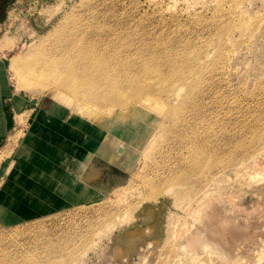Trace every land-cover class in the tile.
I'll list each match as a JSON object with an SVG mask.
<instances>
[{
  "label": "rangeland",
  "instance_id": "obj_1",
  "mask_svg": "<svg viewBox=\"0 0 264 264\" xmlns=\"http://www.w3.org/2000/svg\"><path fill=\"white\" fill-rule=\"evenodd\" d=\"M1 8L0 57L17 93L50 97L55 91L18 89L9 68L12 58L39 47L55 29H60V40L82 29L80 41L93 34L92 43H104L100 48L105 46L118 59L127 55L138 67H160L163 87H182L178 99L191 92L197 105L188 108L186 102L178 104L173 92H156L87 108L71 92L56 90L86 119L140 104L158 114V124L108 197L31 222L0 226V264H264V154L255 153L254 161L248 154L264 146L253 144V135L264 129V0H0ZM181 52L186 58H180ZM194 53L204 62L197 83L195 68L185 77L178 74L185 63L194 66L197 58L189 59ZM167 106L183 120L165 123ZM186 125L196 128L198 137L189 135ZM164 128L168 132L162 133ZM18 137L19 132L10 136L0 150V169ZM202 137L209 138L202 140L206 146L195 149ZM201 150L209 161L216 156L218 164L232 159L236 169H194L191 161ZM141 170L143 183L137 177ZM191 189L184 197L177 194ZM152 190L156 195L150 198ZM206 205L231 223L237 235L233 249L228 248L231 253L213 249L207 234L201 235L205 231L197 230L210 208ZM193 228L201 233L196 243L182 247L181 231L190 234Z\"/></svg>",
  "mask_w": 264,
  "mask_h": 264
},
{
  "label": "crops",
  "instance_id": "obj_2",
  "mask_svg": "<svg viewBox=\"0 0 264 264\" xmlns=\"http://www.w3.org/2000/svg\"><path fill=\"white\" fill-rule=\"evenodd\" d=\"M55 92L48 93L52 97L15 92L0 57V150L19 132L0 169L2 227L108 197L158 124V114L140 104L86 119Z\"/></svg>",
  "mask_w": 264,
  "mask_h": 264
},
{
  "label": "bare ground",
  "instance_id": "obj_3",
  "mask_svg": "<svg viewBox=\"0 0 264 264\" xmlns=\"http://www.w3.org/2000/svg\"><path fill=\"white\" fill-rule=\"evenodd\" d=\"M238 28L239 30L242 29L240 28V26L239 27L237 26V29ZM248 28H251V27H248ZM244 30L246 31V29ZM84 33L85 31H83L82 29H79L78 34H76L75 32L76 35H73L70 38L66 37L65 39L60 40L61 38L60 29L58 30L55 29L53 33H51L48 37H46L42 41L39 47H35L36 49L31 48L26 53H23L25 51L24 50L18 56L12 58L11 65L9 68H10V72L12 73V76H14V83L16 87L18 89L20 87H23V89L25 88L27 90L28 89L34 90V89L39 88L42 90V92L48 89L54 90V91L56 90H62L65 92L69 91L72 93V96L74 95L76 97V100L82 101L83 102L82 104L86 106L87 108H90L91 106L96 105L100 101L102 102L106 101V104L103 105V108H105L112 103L116 105L119 103L122 104L129 99H139L142 96L149 97L152 94H155L156 92L164 93L166 95L173 92V96H177L176 98L178 99L177 91L178 89L182 90V87H176L177 88L176 91H175L176 88L172 91H170L167 88H164L163 83L166 80L164 76V71L160 67H155V66L138 67L135 64V61L133 59L127 58V55L126 57H122L118 59V57L112 55V52L106 51L108 49L105 46H104V49L100 48V45H103L104 43L98 45L99 43L98 40H97L98 43H95V42L92 43L93 41L92 38L94 37L93 34H91V36L90 35L87 36L90 38L86 40V42L80 41L85 36ZM67 36L69 37V30H68ZM118 52L120 53L121 51H118ZM185 55H186L185 52H181L180 58H186ZM194 58H197L195 59L194 66L192 65L193 64L192 61H190V63H185L184 65L181 66L180 70L178 71V74L184 75L183 77H185L189 75L192 72V70L195 68L196 75H197L195 82L197 83L201 80L203 76L202 63L204 64V62L201 60V57L197 53L192 54L189 59L193 60ZM156 81H159L162 83L153 84V82H156ZM191 94H192L191 92L188 93V95L184 93L183 94L184 97H181V99L179 98L180 100L178 99L179 100L178 104L186 102V106L188 108L195 107L197 105V102L195 101V98L191 96ZM128 97H133V98H128ZM171 120L181 122L183 119L181 116H178V112L169 110V106H167L166 113L164 115V122L167 123L168 121H171ZM186 127L189 130V135L191 134L193 138L198 137L197 135L198 130L196 128H191V126H188V125H186ZM157 130H159V128ZM166 132H168V129L164 128L162 133H166ZM253 136H254L253 144H259L260 146L259 145L258 146L259 148H261V146L264 145V144L261 145V143L264 142V129L259 130ZM204 139L209 140V138L207 137L205 138L202 137V139H200L201 143L197 141L195 149L200 146H206L204 142L202 141ZM207 144L209 145V143ZM263 148L259 150L257 149V147H256V150L254 148V150L257 151L254 153L253 152L249 153L248 151L250 150L246 149L248 150L246 152H248V154H252L251 156H253L255 153L258 156H260L259 153L263 152L264 154ZM231 152L233 153V151ZM242 152L244 153V151ZM237 154L238 153H236V155ZM244 154H247V153H244ZM256 154L255 156H257ZM241 156L245 158L246 155L245 156L241 155ZM255 156H253L250 160H253V161L254 159L258 160ZM233 157H235V153L233 156H231V158ZM214 158H215L213 159L214 161H209V157L206 155V153L203 150H201V152H198L196 155V161L195 159H192L191 163L194 169L195 168L197 169V167L198 169H202V170L204 168H210V169H213L212 171L214 172L216 171V168H219V171H220V168L224 170L226 169L229 171L232 168L236 169L235 165H234L235 167H233L234 163L232 159L230 160L228 159L229 162L227 163L218 164V161L216 160V156H214ZM244 158L242 160H244ZM235 160L236 159H234V161ZM246 160H249V157L248 159L246 158ZM256 160H255V163H257V166L259 165L261 166L264 164V163L260 164ZM239 167L241 168V166ZM142 171L143 170H141L139 173L141 175H137V177L141 180V182H142ZM163 178L165 179V177ZM182 180L184 181L185 178H182ZM142 183L140 185L141 187H143ZM192 192L193 190L191 189L186 193H182L180 191L177 194L178 196L184 197L186 194L192 193ZM155 195L156 194L152 190V194L149 195V197L151 198ZM115 206L116 208H119V205L116 204ZM207 206H210V205H206V207ZM220 216L216 214V209L211 208L210 206L206 215L200 218L202 222L197 224V226L200 224L198 226L199 229L195 227L197 230H204L205 234L203 233L201 234L197 231L199 233L198 234L194 228L193 229L195 232L191 231L189 232L190 234L181 231V235L183 237L181 246L190 249L191 246H193L196 243L195 241H197V238L199 237L200 234L203 236L207 234L206 241L209 242L211 245H214L212 247L213 249L215 246L216 248H219L222 250L223 249L229 250L230 248L233 249V242H234V239L237 238L236 237L237 235L235 236L231 223L228 221L221 220ZM209 223L213 225L209 226L210 228L207 231L206 229ZM215 251L218 252V250H215ZM230 251L232 250H229V252ZM221 253L222 251L220 252V254ZM226 253L228 254V251ZM229 255L231 254H228L226 256H229ZM225 258L226 260L228 259L227 257ZM229 258H231V256H229ZM232 259H233V256H232Z\"/></svg>",
  "mask_w": 264,
  "mask_h": 264
},
{
  "label": "trees",
  "instance_id": "obj_4",
  "mask_svg": "<svg viewBox=\"0 0 264 264\" xmlns=\"http://www.w3.org/2000/svg\"><path fill=\"white\" fill-rule=\"evenodd\" d=\"M3 11H4L3 8H1V9H0V19L2 18V17H1V12L3 13Z\"/></svg>",
  "mask_w": 264,
  "mask_h": 264
}]
</instances>
